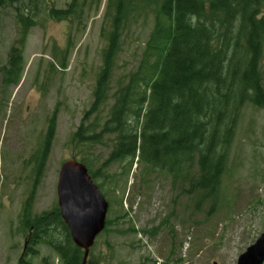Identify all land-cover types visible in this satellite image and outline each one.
<instances>
[{"label": "rangeland", "instance_id": "374dc122", "mask_svg": "<svg viewBox=\"0 0 264 264\" xmlns=\"http://www.w3.org/2000/svg\"><path fill=\"white\" fill-rule=\"evenodd\" d=\"M72 1L3 0L0 5V264H62L51 247L30 243L21 215L28 202L33 215L58 206L61 164L71 158L86 159L109 202L110 225L88 259L99 264H237L264 233V108L244 106L215 204L210 199L199 203L188 185L174 187L164 174L147 175L138 158L109 162L115 135L81 151L71 138L98 117L99 112H90L93 93L120 0H80L71 19L53 16ZM139 12L121 39L112 94L123 75L136 70L154 25L145 15L149 10ZM21 14L31 19L24 24L28 31L20 49L23 72L18 84L7 85L1 71L22 39ZM261 70L264 83V59ZM112 104L113 98L101 108L100 123ZM50 131L48 153L37 173V157ZM191 169L195 173L196 164Z\"/></svg>", "mask_w": 264, "mask_h": 264}, {"label": "trees", "instance_id": "16d2710c", "mask_svg": "<svg viewBox=\"0 0 264 264\" xmlns=\"http://www.w3.org/2000/svg\"><path fill=\"white\" fill-rule=\"evenodd\" d=\"M79 8L80 0H73L53 16L71 19ZM144 10L154 25L142 59L112 94L122 36ZM114 11L90 110L99 112L98 117L82 124L71 141L82 151L100 144L105 135H115L109 162L138 158L147 175L164 174L174 187L188 185L199 203L210 199L215 204L244 106L264 108V0H120ZM19 20L31 22L22 14ZM8 65L4 84H18L21 50H11ZM111 98L108 118L100 123L101 108ZM50 135L37 157V173ZM80 160L89 168L85 158ZM89 171L94 179L96 173ZM21 218L32 245L51 247L62 264H83L84 251L73 242L58 206L33 215L28 202ZM109 225L107 220L105 230ZM87 264L99 262L88 259Z\"/></svg>", "mask_w": 264, "mask_h": 264}, {"label": "water", "instance_id": "95a60500", "mask_svg": "<svg viewBox=\"0 0 264 264\" xmlns=\"http://www.w3.org/2000/svg\"><path fill=\"white\" fill-rule=\"evenodd\" d=\"M57 192L61 216L73 242L83 249V264H87L91 248L106 228L109 202L87 165L75 158L61 164ZM237 264H264V233L240 255Z\"/></svg>", "mask_w": 264, "mask_h": 264}, {"label": "flooded vegetation", "instance_id": "af4514ba", "mask_svg": "<svg viewBox=\"0 0 264 264\" xmlns=\"http://www.w3.org/2000/svg\"><path fill=\"white\" fill-rule=\"evenodd\" d=\"M3 5L4 4V2H3V0H0V5ZM25 16L27 17V14H25ZM21 24H22V30L20 31V33H21V35H22V39L19 41V45L17 46H15V47H13V48H16V49H18V50H20L21 49V45H22V42H23V38H24V36H26V33H27V31H28V29L27 28H25L24 27V24L25 23H23V22H20ZM26 25V24H25ZM28 27V26H27ZM12 48V49H13ZM9 59H10V57H9ZM1 73H3V79H4V75H5V70H2L1 71ZM4 83V82H3Z\"/></svg>", "mask_w": 264, "mask_h": 264}, {"label": "bare ground", "instance_id": "6f19581e", "mask_svg": "<svg viewBox=\"0 0 264 264\" xmlns=\"http://www.w3.org/2000/svg\"><path fill=\"white\" fill-rule=\"evenodd\" d=\"M68 227V226H67ZM25 237H26V235H24ZM29 242V241H28ZM27 245H29V243L27 244ZM28 247V246H27ZM36 247V246H35ZM83 250V249H82Z\"/></svg>", "mask_w": 264, "mask_h": 264}]
</instances>
